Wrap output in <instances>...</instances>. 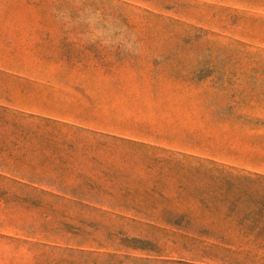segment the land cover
I'll return each instance as SVG.
<instances>
[{"label": "rangeland", "instance_id": "obj_1", "mask_svg": "<svg viewBox=\"0 0 264 264\" xmlns=\"http://www.w3.org/2000/svg\"><path fill=\"white\" fill-rule=\"evenodd\" d=\"M0 264H264V0H0Z\"/></svg>", "mask_w": 264, "mask_h": 264}, {"label": "clouds", "instance_id": "obj_2", "mask_svg": "<svg viewBox=\"0 0 264 264\" xmlns=\"http://www.w3.org/2000/svg\"><path fill=\"white\" fill-rule=\"evenodd\" d=\"M55 15L62 24L79 26L88 43H98L107 48L119 47L133 55L139 51L136 34L117 16L91 7L81 8L75 13L71 7L58 8Z\"/></svg>", "mask_w": 264, "mask_h": 264}]
</instances>
